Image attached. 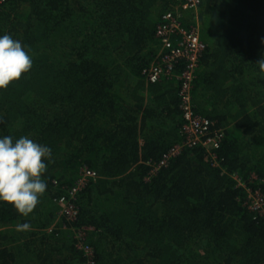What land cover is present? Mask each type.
<instances>
[{
    "label": "trees",
    "instance_id": "obj_1",
    "mask_svg": "<svg viewBox=\"0 0 264 264\" xmlns=\"http://www.w3.org/2000/svg\"><path fill=\"white\" fill-rule=\"evenodd\" d=\"M175 5H0V35L33 57L31 70L0 90V136H29L53 154L29 216L0 202V264H83L72 231L83 227L95 264H264V217L249 209L246 191L264 193V71L255 64L264 58V0H201L205 50L192 108L222 135L218 166L196 146L152 171L184 139V62L154 83L143 75L159 62L156 26ZM183 23L194 24L189 13ZM83 169L96 178L76 193L77 217L67 221L58 200ZM22 223L30 229L18 231Z\"/></svg>",
    "mask_w": 264,
    "mask_h": 264
},
{
    "label": "built area",
    "instance_id": "obj_2",
    "mask_svg": "<svg viewBox=\"0 0 264 264\" xmlns=\"http://www.w3.org/2000/svg\"><path fill=\"white\" fill-rule=\"evenodd\" d=\"M9 0H0V5ZM175 9L163 13L159 23L156 26L155 37L159 42V52L157 57L158 63H153L148 69L143 70L146 81L154 83L161 78L170 76L174 64L183 61L184 71L178 77L181 82L180 88V110L182 111V134L183 141L175 145L170 151L163 156L162 160L153 167V171H157L160 167L166 165L168 160L176 156L185 147H202L206 150L214 166H218L215 150L218 149L221 134L212 133L211 123L196 114L192 108L191 89L192 82L195 78V72L198 67V60L205 45L199 36V19L198 9L201 0H173ZM190 14V20L194 22L189 27L185 26L183 19L186 14ZM96 178V175L86 169L82 170L80 179L76 184L67 189V194L58 200L60 210L58 216L66 218L67 221H74L77 217V209L73 204L76 193L86 184L87 179ZM237 179L236 177H234ZM240 186H243L238 181ZM248 192V207L250 210L259 213L264 217V193L256 190ZM88 228L72 229L76 248L80 250L85 258L83 264H95L93 249L85 243V237ZM50 231V230H49Z\"/></svg>",
    "mask_w": 264,
    "mask_h": 264
},
{
    "label": "clouds",
    "instance_id": "obj_3",
    "mask_svg": "<svg viewBox=\"0 0 264 264\" xmlns=\"http://www.w3.org/2000/svg\"><path fill=\"white\" fill-rule=\"evenodd\" d=\"M255 64L264 71V58ZM32 66L33 57L21 41L9 34L0 35V90L18 81ZM52 157L51 148L29 136H0V202L29 216L47 190L44 177ZM30 227L22 223L17 230L28 231Z\"/></svg>",
    "mask_w": 264,
    "mask_h": 264
}]
</instances>
